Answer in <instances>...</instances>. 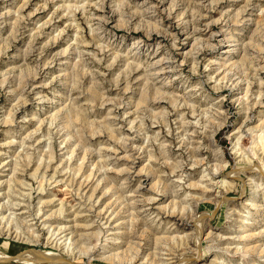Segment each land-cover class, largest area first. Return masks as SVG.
<instances>
[{"label":"rangeland","instance_id":"1","mask_svg":"<svg viewBox=\"0 0 264 264\" xmlns=\"http://www.w3.org/2000/svg\"><path fill=\"white\" fill-rule=\"evenodd\" d=\"M62 261L264 264V0H0V264Z\"/></svg>","mask_w":264,"mask_h":264},{"label":"bare ground","instance_id":"2","mask_svg":"<svg viewBox=\"0 0 264 264\" xmlns=\"http://www.w3.org/2000/svg\"><path fill=\"white\" fill-rule=\"evenodd\" d=\"M71 114V113H70ZM74 115V114H73ZM72 115V116H73ZM68 126V125H67ZM99 169V168H98ZM129 170V169H128ZM92 180V172L90 171L87 175H85V177H84V179H83V181H81V182H79V184H78V188H81L84 184H85V186L84 187H86L87 186V184L90 182ZM156 181L157 180H155L154 182H153V184L152 185H155L156 184ZM96 186V185H95ZM94 190V189H93ZM104 194V193H103ZM102 195V194H101ZM93 196V192L91 191V193L87 196L88 197V199H90L91 197ZM50 201H46V202H44V203H49ZM104 211V213L106 212V210H105V208H102V209H100L99 210V212H97L98 214H101L102 215V212ZM52 213V212H51ZM59 231V230H58ZM141 234H144V231L143 232H141ZM166 237V236H165ZM160 238V237H159ZM81 249V248H80ZM34 253H36L37 254V252H34ZM110 255V254H109ZM108 256V255H107ZM50 258V257H49ZM48 258V259H49ZM40 259V258H39ZM44 259H47V258H44ZM51 260H52V258H50ZM49 259V260H50ZM43 260V259H42ZM48 260V261H49ZM60 260V259H59ZM23 261H25L24 259H23ZM55 261V260H54ZM58 261V260H57ZM61 261V260H60ZM63 263H66L65 261H62ZM67 264V263H66Z\"/></svg>","mask_w":264,"mask_h":264}]
</instances>
